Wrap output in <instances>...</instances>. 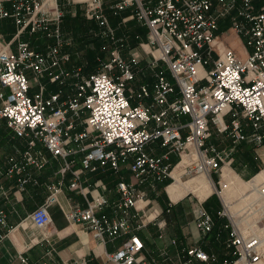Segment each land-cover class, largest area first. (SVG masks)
Returning <instances> with one entry per match:
<instances>
[{"label": "built area", "instance_id": "obj_1", "mask_svg": "<svg viewBox=\"0 0 264 264\" xmlns=\"http://www.w3.org/2000/svg\"><path fill=\"white\" fill-rule=\"evenodd\" d=\"M104 4V0H85L86 15L107 26L102 34L113 44L101 68L86 75L80 65L67 67L71 54L65 48L71 41L62 30L64 11L59 0H0V24L10 20L15 25L9 39L0 29V120L28 144L25 163L20 165L11 157L12 170L44 164L42 153L35 150L39 141L54 157L64 159L63 172L72 170L73 188L81 183V170L72 169L80 153L84 169L118 172L128 163L135 176L164 181L175 166L170 161L172 151L181 157L196 151L197 157L184 166L182 174L218 171L222 176L224 164L232 160V149L221 150L209 141L212 126L235 145L264 144V0H121L112 4L116 11L134 7L135 17L148 29L149 64L163 63L173 78L158 69L152 89L143 84L133 92H128V83L135 77L140 55L136 50L127 58L121 54ZM232 31L243 40L245 57L225 39ZM25 34L29 39L22 37ZM33 37L43 41L35 44ZM45 76L60 87L48 92ZM174 93L177 97L171 99ZM150 95L153 103L143 104L142 99ZM135 96L137 103L132 102ZM182 115L190 120L180 121ZM155 143L166 151H149L148 146ZM257 186L264 196V181ZM59 189L53 185L47 201L30 213L35 226L51 222L49 205ZM117 190L121 197L114 203L113 214L99 211L107 203L102 197L88 201L86 208L74 207L68 217L86 223L103 243L130 234L117 250L107 252V259L147 264L142 256L144 243L132 232L129 213L144 194L124 180L117 183ZM229 211L226 202L217 212L226 219L228 243L234 247L235 258L228 263L262 264L257 238L242 233ZM5 218L0 210V222ZM196 221L205 234L216 226L214 215L203 207ZM187 253L204 261L210 258L200 247Z\"/></svg>", "mask_w": 264, "mask_h": 264}, {"label": "crops", "instance_id": "obj_2", "mask_svg": "<svg viewBox=\"0 0 264 264\" xmlns=\"http://www.w3.org/2000/svg\"><path fill=\"white\" fill-rule=\"evenodd\" d=\"M119 1L121 0H104V12L108 17L109 25L115 29L121 54L127 58L132 51L136 50L140 55L135 77L128 83V92L138 91L143 84L152 89L158 69H164L173 81L163 63L155 65V68L149 64L148 59L151 53L148 46H145L148 29L146 26H141L135 19L134 7H132L133 10L128 9L120 14L118 18L112 15L111 5ZM59 3L64 11L61 22L62 30L71 41L65 48L71 54V62L67 67L71 69L78 65L88 66L87 52L95 48L94 40L100 34L103 35L107 26L86 15L85 0H59ZM83 18L87 22L94 20L96 27L83 28L86 33L85 42L82 44L79 40V27L76 25L77 20ZM113 21L116 23L114 24ZM14 26L10 20L1 22L0 29L5 31L7 39L14 34ZM131 32L140 34L138 35L139 43L135 46L120 43L125 37L130 36ZM230 35L234 37L233 43L230 44L241 57H245L247 50L241 37L233 31ZM22 37L29 39L26 34ZM105 38L109 37L105 36ZM33 40L35 44L43 41L42 37H33ZM108 46H103L104 56L98 57L99 63L109 58L113 47L112 42L107 49ZM150 68L152 70L149 72ZM42 80L46 83L48 92L60 87L59 84L51 82L47 76ZM32 83L34 85L32 91H35L37 81L33 78ZM175 97H177L175 93L170 95L171 99ZM139 101L136 96L132 98L133 103ZM141 102L149 105L153 103V97L151 95L144 97ZM227 118L230 119V115ZM179 119L186 123L190 117L182 115ZM211 128L212 133H218L219 139H226L227 142H224L223 147L219 141L218 143L212 141L211 136L209 141L221 150L232 149L233 157L238 151V144L235 145L229 136L218 132L214 126ZM186 132L187 128L184 129V133ZM244 143L251 146L255 144L249 141H244ZM27 147L26 138L17 136L5 120H0V210L6 214L5 222H0V264H77L82 262L118 264L107 259V252L117 250L130 234L107 239L103 243L86 223L70 220L68 212L74 207L86 208L88 201L104 197L107 203L99 211L113 214L114 203L121 197L117 190V183L120 180L135 185L144 194L142 201H138L136 207L130 208L129 213L132 216L130 219L132 232L137 234L144 243L142 256L147 264H182L188 259H190L188 264H230L228 261L235 258L234 247L228 243L229 232L225 227L226 220L218 222L214 230L207 234L201 231L196 221L200 208L203 207L212 214L220 209V204L212 197L215 194L212 188L208 195L201 194L199 191L187 190L178 199H173L168 193L167 187L175 181L174 170L182 160L177 152L170 153V161L175 166L169 182L164 186L160 184L163 181L135 176L128 163L122 164L118 172L112 169L96 171L84 169L81 164L83 153H80L75 156L72 169L81 170V183L80 187L73 188L71 187L72 170L63 172L64 159L54 157L39 141L35 150L42 153L44 164L42 166L24 164L22 170H12L11 157H14L20 165L25 163L24 153ZM148 150L160 154L166 151V148L155 143L148 146ZM252 150L264 159V144H255ZM181 168L182 166L177 169L178 175ZM255 175L251 180H243L231 167L224 165L222 181L223 183L228 182V186L222 190L223 197L229 201L232 194L244 193L247 188L259 194L257 185L262 183L264 178L259 182H253ZM24 177H29V180L22 184L20 180ZM205 178L193 180V182L203 184L204 180L207 181V177ZM53 185L60 189L56 193V200L49 205L51 222L39 228L33 224L30 213L47 201L52 193ZM260 196L264 197L261 194ZM133 215L136 216L133 217ZM246 224L251 228L252 233L264 230V226L263 229H259V223L249 224L247 222ZM192 247L202 248L210 255V258L204 261L190 256L187 249Z\"/></svg>", "mask_w": 264, "mask_h": 264}, {"label": "rangeland", "instance_id": "obj_3", "mask_svg": "<svg viewBox=\"0 0 264 264\" xmlns=\"http://www.w3.org/2000/svg\"><path fill=\"white\" fill-rule=\"evenodd\" d=\"M135 19L137 20V22H139L136 17ZM225 39L231 44L234 41V37L232 35H230L229 37ZM145 46H147V44H145ZM149 57L150 58L148 60L150 61V59L152 58V55L150 54ZM152 68H155V65ZM150 70L152 69L150 68L149 72ZM211 140L217 143L219 141V144L221 146L225 144L224 142H227L226 139H223V138L219 139L218 133H212ZM255 154H256L255 160L257 161L258 171H260L262 168H264V159L262 158L260 154L258 153H255ZM188 155H189L188 161H186L183 164L181 171L179 172V178L181 181L183 182L191 181V180L196 181L198 179L207 177L210 180L212 191L218 196L220 208L222 207L224 203L228 202L230 215L232 219L235 221V224L238 225L242 233H244L248 237L252 235L251 228L246 224L247 222L249 224L259 223L260 224L259 229H263V226H264V197L261 198L260 194H258L257 192L255 193L253 189L247 188L245 189L247 191H245L244 193L232 194L230 197V200L227 201L222 195V190L224 189L223 188L224 184L222 181L223 177L221 176V174H219L218 171H212L210 172V174L208 172L194 173L193 175L182 174L184 166L187 163H189L192 160V158H196V156H194L193 154L191 155L188 154ZM224 165H228L229 167H231L232 170H234L237 173V175L243 180H251L254 177V175L258 172V171L256 172L253 171V174H252V167H254V165L250 164L248 160H245L243 156L242 157L238 156V154L237 155L234 154L231 162L224 164ZM222 173H223V169H222ZM191 191L193 192V190ZM194 193L198 194V192H194ZM258 234H260L261 237H264V230H262V232L260 231ZM261 251H262V264H264V250H263L262 245H261Z\"/></svg>", "mask_w": 264, "mask_h": 264}, {"label": "trees", "instance_id": "obj_4", "mask_svg": "<svg viewBox=\"0 0 264 264\" xmlns=\"http://www.w3.org/2000/svg\"><path fill=\"white\" fill-rule=\"evenodd\" d=\"M133 6H128L124 9H121V10H114L111 8V12H112V15L115 16L116 18H118L120 16V14H122L123 12H126V10L128 9H132ZM133 10V9H132ZM114 24L116 23V21H113ZM139 24L141 26H145L143 25L142 23L139 22ZM76 27H79V34H80V43H84L85 42V29H83L84 27H96V23L94 20L90 21V22H87L84 18L83 19H78L77 20V25ZM228 28V25H223L222 26V31L223 30H226ZM138 35L140 34H137V33H133L131 32L130 33V36L128 37H123L124 39L120 42L122 44H127L129 43L128 45L130 46H135L139 43V38H138ZM95 48L93 50H89L87 52V58L89 60V64L88 66H83V73L86 74V75H89L90 73L94 72V71H97L101 68L102 64L99 63L98 61V57H103L104 56V49H103V46H107L111 44V40L108 38L106 39L105 36L103 35H99L95 40ZM109 46L107 47V49L109 48ZM71 62V61H70ZM255 145V144H254ZM254 145H250V144H245L244 142H241L238 144V151L236 153V155L238 154V156H243L245 160H248L250 164H253L254 167H252L253 171L256 172L258 171V166H257V161L255 160V152L252 150V147H254ZM251 146V147H250ZM169 179L170 178H166L163 182H161L160 184L161 185H165L166 183L169 182ZM213 198H215L217 201H218V204H219V199H218V196L216 194H213L212 196ZM218 210L216 212L213 213L215 219H216V225L218 224V222H224L226 219L225 218H221L220 216H218Z\"/></svg>", "mask_w": 264, "mask_h": 264}, {"label": "bare ground", "instance_id": "obj_5", "mask_svg": "<svg viewBox=\"0 0 264 264\" xmlns=\"http://www.w3.org/2000/svg\"><path fill=\"white\" fill-rule=\"evenodd\" d=\"M193 154L196 157L198 155L196 151H193ZM188 159H189V155L186 154V153H183L182 154V160L176 166V168L174 170V173H173L175 181L172 182L167 187V191H168V193L171 195V197L173 199H178L187 190L199 191L201 194H204V195H208L210 193V191H211V183H210V180L208 178H207V181L206 180L203 181V184H202V182H199L200 184H198V183H195L193 181L183 182V181L180 180L179 175L177 173L178 172L177 169L180 168L181 166H183V164L186 161H188ZM262 178H264V169L261 170L259 173H257V175H255V178L253 179V182H255V181L259 182L260 180H262ZM227 183L228 182H224L223 183L224 184L223 185L224 189L228 186ZM257 190H258V187H257ZM140 201H142V200H140ZM251 234H252L251 235L252 238H257L258 243L263 246V250H264V237H261L260 234H258V233H251Z\"/></svg>", "mask_w": 264, "mask_h": 264}]
</instances>
